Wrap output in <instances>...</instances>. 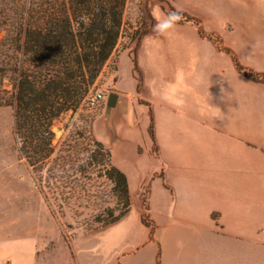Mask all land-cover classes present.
<instances>
[{"label": "rangeland", "instance_id": "obj_1", "mask_svg": "<svg viewBox=\"0 0 264 264\" xmlns=\"http://www.w3.org/2000/svg\"><path fill=\"white\" fill-rule=\"evenodd\" d=\"M170 14L180 17L174 29L166 23ZM156 25L160 26L158 30ZM144 36L153 43L164 41L163 51L168 54L176 53L184 39L187 65L190 71L194 65L198 67L202 78L200 97L205 123L210 124L214 118L217 89L224 82L218 67H223L222 75L234 91L243 87L248 92L251 111L264 110V0H127L118 45L91 92L102 93L106 99L95 107L85 102L76 114L65 115L54 127V158L63 155L59 151L67 148L65 145H72L73 167L85 169L83 175L77 173L68 179V186L58 182L60 189L45 188L42 193L40 176L19 153L13 134V108L0 106V252L4 253L0 264H95L103 255L105 239L120 227L105 234L113 225L103 227L95 219L99 216L108 220V208L117 215L123 206L112 191L113 184L98 174L105 166L89 158L88 151L97 150L94 141L110 150L112 163L126 174L132 195L131 217L139 215L149 228L150 240L157 241L149 194L152 186L154 192L159 190L156 179L165 188L168 185L164 182L165 166L160 163L161 146L150 123L152 103L141 95V77L137 74L134 77L138 85L130 91L125 62L122 88L117 76L119 54L131 45L137 47ZM133 62L136 69V55ZM188 75L192 85L193 74ZM196 79L197 86L199 75ZM15 81L14 72H0V96L8 98L2 91L12 92ZM119 92H123L120 102L107 112L109 95ZM192 109L193 104H187V110ZM71 194L81 198H73L60 208L62 197ZM259 216L256 221L251 213V224L256 225L251 226V236L261 239L264 214L260 212ZM260 241L259 245L251 244V251L264 252V242ZM252 263L264 264V259Z\"/></svg>", "mask_w": 264, "mask_h": 264}, {"label": "crops", "instance_id": "obj_2", "mask_svg": "<svg viewBox=\"0 0 264 264\" xmlns=\"http://www.w3.org/2000/svg\"><path fill=\"white\" fill-rule=\"evenodd\" d=\"M163 48L161 39L153 43L144 36L117 61L118 83L125 62L130 91L138 85L137 74L141 95L152 103L150 123L168 185L156 179L159 190L152 186L149 194L157 241L150 240L139 215L129 212L105 231L120 227L105 239L107 248L95 264H251L264 259L263 251H251V244L264 242L251 236V226H256L251 213L256 221L264 214V110L251 111L248 92L243 87L234 91L218 67L224 82L217 89L214 118L205 123L202 78L198 67L190 71L187 65L184 39L176 53ZM188 73L193 74L192 85ZM118 95L120 102L123 92ZM187 104L193 109L187 110ZM152 164L155 170L156 162Z\"/></svg>", "mask_w": 264, "mask_h": 264}, {"label": "trees", "instance_id": "obj_3", "mask_svg": "<svg viewBox=\"0 0 264 264\" xmlns=\"http://www.w3.org/2000/svg\"><path fill=\"white\" fill-rule=\"evenodd\" d=\"M126 4L127 0H0V72L16 74L12 92L2 91L9 97L0 96V106L13 108L19 153L40 176L42 193L45 188L60 189L58 182L66 187L69 178L85 173L73 167L72 145H65L59 151L63 155L54 158V127L65 115L76 114L92 92L118 45ZM94 142L97 150L88 151L89 158L105 166L98 174L113 184L123 206L117 215L108 208V220L96 217L109 227L130 212L129 181L112 163L110 150ZM62 198L60 208L81 196Z\"/></svg>", "mask_w": 264, "mask_h": 264}, {"label": "built area", "instance_id": "obj_4", "mask_svg": "<svg viewBox=\"0 0 264 264\" xmlns=\"http://www.w3.org/2000/svg\"><path fill=\"white\" fill-rule=\"evenodd\" d=\"M105 99L106 97L102 93H90L86 99V104L90 107H95Z\"/></svg>", "mask_w": 264, "mask_h": 264}, {"label": "water", "instance_id": "obj_5", "mask_svg": "<svg viewBox=\"0 0 264 264\" xmlns=\"http://www.w3.org/2000/svg\"><path fill=\"white\" fill-rule=\"evenodd\" d=\"M119 95L116 93H111L108 97L107 101V112H110L111 110L115 109L119 102Z\"/></svg>", "mask_w": 264, "mask_h": 264}, {"label": "clouds", "instance_id": "obj_6", "mask_svg": "<svg viewBox=\"0 0 264 264\" xmlns=\"http://www.w3.org/2000/svg\"><path fill=\"white\" fill-rule=\"evenodd\" d=\"M180 20V17L176 14H170L169 17L167 18L166 20V23L168 24V27L170 29H174L175 27L178 26V22ZM159 25H156L155 26V30H158L159 29Z\"/></svg>", "mask_w": 264, "mask_h": 264}]
</instances>
